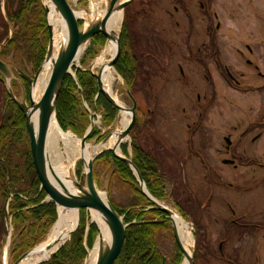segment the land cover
Here are the masks:
<instances>
[{
    "label": "rangeland",
    "instance_id": "rangeland-1",
    "mask_svg": "<svg viewBox=\"0 0 264 264\" xmlns=\"http://www.w3.org/2000/svg\"><path fill=\"white\" fill-rule=\"evenodd\" d=\"M91 1L70 0V3L74 9L80 10L88 9ZM94 1L102 7L108 4V0ZM205 1L130 2H133V11H139L135 23L132 20V26L135 34L140 37L142 52L148 54L146 67L149 69L147 75L143 74V84L135 88L138 101L136 112L142 122L133 134L148 148L154 147L152 152L162 160L163 171L169 178L167 190L171 192L174 189L184 211L188 213L184 219L189 222L196 240L194 264H264V172L255 164L235 169L222 163L224 155L216 152L217 148L225 149L224 138L229 133H232V140L237 137L234 147L242 151L247 145L244 138H239L244 125L254 119L260 104L264 108V0H208L204 9L201 3ZM125 8L122 9V25ZM210 28L216 33L214 40L211 39ZM121 30L122 26L120 33ZM98 40L91 39L76 62L82 68L91 67V62L105 46L107 37L104 44ZM90 45L94 54L86 52ZM217 58L222 67L227 65L232 74L242 81L241 87L224 81L221 69L218 71L215 64ZM15 67L19 68L17 65ZM27 71L34 75L31 65H28ZM116 73L114 92L120 101L132 107L133 99L128 85L117 70ZM15 78L13 75L12 79ZM12 79L11 87L4 85L13 91ZM17 80L16 97L22 100L25 87L19 78ZM146 117L151 121L147 127L142 125ZM120 121L119 110L115 122L105 126L102 134L106 131L111 133ZM99 124L97 118L95 126L99 127ZM125 141H132V130ZM99 142L96 139L87 140L91 146ZM256 144L248 146V149L256 151L259 149ZM254 151L245 156L255 157ZM211 168L219 173L217 179L212 176ZM84 169V161L79 158L76 162L78 181L79 171ZM98 176L99 190L105 192L109 200L114 198L116 202H121L126 190L118 176L104 165L98 166ZM47 199L50 200L48 196ZM165 202L181 214L174 201ZM194 204L198 208L193 207L190 213ZM85 213L89 227L92 223L91 212L87 210ZM196 221H200L204 228L203 232H198L202 243L197 242ZM230 221L238 225L232 226ZM8 224L11 234L22 235V229L18 230L11 222ZM227 225L230 235L223 243L230 260L223 261L215 252ZM53 226L39 243L47 238ZM99 234L100 229L93 247ZM167 237L165 242L170 244V236ZM198 246L200 250H197ZM194 248L193 244L192 251ZM186 260L183 253V261L179 264H185Z\"/></svg>",
    "mask_w": 264,
    "mask_h": 264
},
{
    "label": "trees",
    "instance_id": "trees-1",
    "mask_svg": "<svg viewBox=\"0 0 264 264\" xmlns=\"http://www.w3.org/2000/svg\"><path fill=\"white\" fill-rule=\"evenodd\" d=\"M212 1V0H211ZM126 15L121 30V54L115 69L123 77L136 98V90L141 86L143 74L149 73L147 55L142 52L140 37L133 30L139 11H133V2L126 6ZM80 25L83 21H79ZM0 58L19 62L27 68L31 65L34 72L41 67L48 48L49 29L48 15L42 0H0ZM135 28V27H134ZM99 39L105 43L103 34L96 35L92 40ZM86 52L94 54L90 45ZM12 58V59H11ZM85 60V59H83ZM83 62V61H82ZM76 77L67 74L61 86L56 102V117L64 131L72 130L76 135L84 136L90 121V110L101 111L102 123L108 127L117 119L119 108L104 93L99 92L95 75L87 69L74 68ZM137 99V98H136ZM87 104V107L85 105ZM10 111V131L5 140L0 141V183L7 187L4 200L9 199V215L18 229L23 228L21 235L24 250L35 247L46 236L58 219L57 204L47 199V192L41 185L30 147V138L25 125L22 111L13 103ZM141 118L137 115L132 129V142L121 145L122 152L132 158L139 170L148 191L158 200H172L183 217L184 211L174 189L167 190L169 180L160 157L153 153L154 147L148 148L140 138L133 134L140 125ZM151 121L147 117L142 125L147 127ZM109 131L102 134V129L95 126L89 139L103 140ZM157 140V139H156ZM159 145V140H157ZM131 148V152L129 151ZM110 168L114 175L122 181L126 190L124 199L111 203L126 223L122 251L114 264H163L164 257L168 264H179L183 261V251L176 243L173 235L171 218L168 213L154 208L153 202L141 190L140 183L130 166L124 159L116 156L111 149L103 150L95 160V180L99 183L98 166ZM82 170L79 171L81 174ZM193 207L198 205L194 204ZM5 209V206H3ZM86 208H82L81 220L77 229L49 260L39 264H82L88 251L93 247L99 227L92 222L87 223ZM230 225L236 223L230 221ZM198 241L203 232L200 221H196ZM170 236V244L166 243ZM201 238H200V237ZM201 240V241H200ZM202 243V242H201ZM199 246H198V249Z\"/></svg>",
    "mask_w": 264,
    "mask_h": 264
},
{
    "label": "water",
    "instance_id": "water-1",
    "mask_svg": "<svg viewBox=\"0 0 264 264\" xmlns=\"http://www.w3.org/2000/svg\"><path fill=\"white\" fill-rule=\"evenodd\" d=\"M132 0H125L121 2L120 0H108V8H107V13L104 17V19L101 22H97L93 25H91L87 29H83V25L81 26L79 21L83 20L82 18L78 17L76 15V12L74 8L71 6L68 0H53V2L56 5V8L58 11L62 14L64 17L66 24H67V30H68V39L65 47L60 50L58 53L55 62H54V67L52 70V73L50 75L48 84L46 86V89L44 91V94L42 96V99L40 102L36 103L31 101V106L33 107V111H35L37 108H40V124L39 128L37 131H35L29 115L26 113V102L25 104L22 103V100L26 96V92L24 91V98L22 100H19L13 93V91L7 87L8 92L10 94V97L19 105L21 110L23 111L25 117H26V127L29 133V138H30V147H31V152L33 156V161L38 173V176L41 180V185L45 189V191L48 194V198L55 201L57 204V211H58V219L56 220L55 224L59 220V206L65 207V208H77L81 210L82 208H86L87 210L90 209H95L99 210L102 212L105 217L108 219V224L109 228L111 231V236H112V242L110 245H107L105 247H100L99 249V254L96 260L95 264H114L117 258L119 257L124 240L126 237V229L130 225L129 223H126L124 220L123 215H120L118 211L115 209V207L112 205L110 200L108 199L107 196V201H105L101 195V192L97 186L96 180H95V160L97 156L105 149H111L114 154L125 161H127L130 166L132 167L139 183L141 186V190L145 195L149 197L151 202H153V207L161 209L163 212L168 213L169 217L171 218L172 222V228H173V234L176 239V243L179 245L181 250L183 251L185 257L187 259H190L189 264H194V257L196 253V240H194V251H192L191 256L188 255L185 252V249L183 247V244L181 243L180 237L178 230L175 226V223L173 221V216L171 214V211L169 208H167L163 203L160 202L157 198L153 197L150 192L147 189V186L135 166L132 158L127 157L121 153H119L115 148L113 147H107V148H101V150L96 153L89 161L88 163L84 161V166L85 169L81 172L80 174V181L77 180L76 186L79 189L78 193L70 191L66 185L64 184L63 180L59 177H55L57 179V183L59 184L60 187H58L56 184H54L50 178H49V157L47 153V148H46V142H47V133L49 129V125L51 122L52 116H56V102H57V97L59 95L61 86L64 82V79L67 74H72L74 77H76V73L73 72V67L80 68L79 65H77V57L83 48V46H87L89 41L91 39L99 34L102 33L107 37V33L104 30V26L106 24L107 19L111 15L112 11L114 8L118 9H124L127 4H129ZM45 11L48 15L49 9L46 7L44 4ZM48 29H49V43H48V48H47V53L45 56V59L41 65V67L38 69V71L35 73L36 75L39 73L41 70L44 62L46 59L50 56L53 55V29L52 25L50 24L48 20ZM121 33L119 32L118 40H117V51L114 55V58L112 59V64L113 66L117 62L120 54H121ZM13 69L19 73L23 78L27 79L31 83L33 82L35 77H30L27 73H25L23 70L12 66L9 64L8 61H4L3 59L0 58V73L4 76L2 80L5 82V84L8 83L9 79L13 76ZM84 69V68H82ZM87 70H90L96 77L97 83H98V88L99 92H102L106 95V97L119 109H121V105L119 102H117L109 92H107L102 85L101 81V75L100 73H97L92 70L91 67L87 68ZM9 86V84H7ZM131 98L133 99V106L130 107L132 111V118L130 122L128 123L127 127L124 130V136H129L130 131L134 126V123L136 121V107H137V101L134 98V96L130 93ZM86 107L87 104L85 103ZM90 125L87 128L84 136L79 138L81 140V144L85 146L87 144V139L89 138L94 126H95V113L90 114ZM61 127V126H60ZM62 128V127H61ZM110 135V134H109ZM109 135L104 138L102 141H100L96 146L100 145L104 141H106L109 138ZM228 140V138H226ZM8 202L6 203V206L8 207ZM6 217L8 223L10 222V217H9V211L6 209ZM80 222V215L78 218V222L76 227L71 231V234L77 229L78 225ZM91 222H95L97 225L98 223L92 218ZM54 224V225H55ZM99 227V225H98ZM100 229V227H99ZM69 236V237H70ZM66 242V241H65ZM64 242V243H65ZM62 243L57 249L53 250L47 257L40 259L37 261L35 264H39L43 261L49 260L54 256V254L57 252V250L64 244ZM39 245V244H38ZM37 246V245H36ZM35 246V247H36ZM27 251L24 253L14 264H18V262L25 257L29 252H31L33 249ZM95 247V246H94ZM93 247V248H94ZM86 258L84 259L82 264H86ZM167 263V259L164 257L163 264Z\"/></svg>",
    "mask_w": 264,
    "mask_h": 264
},
{
    "label": "bare ground",
    "instance_id": "bare-ground-1",
    "mask_svg": "<svg viewBox=\"0 0 264 264\" xmlns=\"http://www.w3.org/2000/svg\"><path fill=\"white\" fill-rule=\"evenodd\" d=\"M44 1L46 7L49 9L48 20L53 29V55L46 59L41 70L31 83L29 93L26 94L25 98L22 100V103L25 104L26 102V113L29 115L30 121L35 131H37L39 128L41 111L40 108H37L35 111H33V107L31 106L30 102L33 101L38 103L42 99L54 67L55 59L60 50L65 47L68 39L67 24L64 17L56 8L53 0ZM68 1L70 3V0ZM120 1L123 2L125 0ZM107 8L108 4L107 6L102 7L99 2L92 0L88 9L74 10L76 15L84 20L83 29H87L91 25L101 22L104 19L107 13ZM123 16L124 11L122 9H118L117 7L113 9L104 26V30L107 33V41L105 46L102 48L99 55L91 62V68L93 71L95 70V72L100 73L101 75L103 88L109 92V94H111V96L121 105V109H119L121 114L120 124H118L116 128L110 133L109 138L98 146H91L89 144L83 146L81 144V140L72 131H64L60 127L57 117L54 115L52 116L49 125L46 142V148L49 157V178L58 187L60 186L57 183V179L55 177L61 178L66 187L75 193L79 192V189L76 186V182L78 180L76 176L77 160L82 158L86 163H88V161L96 153H98L101 148L107 147H113L122 154L121 144L129 137L124 136V130L132 118V111L128 105L119 100L113 89V85L117 80V73L115 67L112 64V59L114 58V55L117 51V40L122 26ZM86 47L87 46H83L81 49L77 57V61H79V58ZM8 62L9 64L14 65L11 60ZM79 67L82 68L80 65ZM74 68L76 67H73V69ZM10 80L11 79H9L7 83L9 84V87H11ZM100 192L103 199L107 201L106 193L102 191ZM165 201L166 200H160L163 205L170 209L185 252L191 256L194 237L193 233L191 232L189 222H186L184 217L176 212L170 203ZM90 212L92 218L98 223L100 227V234L95 247L89 252L86 264H95L100 247L110 245L112 242V236L108 219L105 217V215L99 210L95 209H90ZM80 213V210L77 208H65L59 206V220L53 226L47 238L39 243V245L37 244L35 249L23 257L18 262V264H35L40 259L47 257L53 250L57 249L69 238L71 231L77 225ZM189 262L190 259H187L185 264H189Z\"/></svg>",
    "mask_w": 264,
    "mask_h": 264
},
{
    "label": "flooded vegetation",
    "instance_id": "flooded-vegetation-1",
    "mask_svg": "<svg viewBox=\"0 0 264 264\" xmlns=\"http://www.w3.org/2000/svg\"><path fill=\"white\" fill-rule=\"evenodd\" d=\"M206 1H208V0H206ZM206 1L201 3V7L204 9H206V7H207ZM217 28H219V24H217ZM209 31L211 33V39L214 40L216 38V33H214L212 28H210ZM99 34H102V33H99ZM247 62L249 63V60ZM219 63H220V61L217 58L215 64H216L218 71H220V69H221L220 74L222 75L224 81L226 83H228L229 85L241 87L242 81L232 74L230 68L227 65H224V67H222V65ZM16 65L19 67V69L23 70L25 73L28 72L27 68L22 66L21 63L16 62ZM114 67H115V65H114ZM181 73H183L182 67H181ZM13 75L16 77L15 79H12L13 76L11 77L13 91H14V89L16 90V92L14 91L15 92L14 95L18 97V91L16 88L18 86V80H17L18 78H19V81H21L22 84L24 85L26 94H28L29 90H30L31 82L28 81L27 79L23 78L14 69H13ZM28 75L30 77H35V73H34V75H30V74H28ZM2 78H4V76L0 73V141L7 139L9 136L10 111H11V107H14L13 103H15L17 105V107H19V105L10 97L8 89L5 87V85H4L5 82L2 80ZM258 87H262V86H258ZM249 88L251 89V86H249ZM249 88H247V89H249ZM128 89L130 91L129 87H128ZM214 90L216 91V85L214 86ZM134 98H135V96H134ZM136 101H137V99H136ZM261 105L262 104H260V107L257 110V113H255L256 116L254 117V119L249 120L247 122V124L244 125V128L242 129V131L239 135V138L240 139L244 138L245 142L247 143L246 147L242 151H239L238 149H236V147H234V145L236 144V141H237V137L234 140H232V137H231L232 133H229L228 136H225V138H224L225 142H226V145L224 146L225 149H223V148L222 149L221 148L216 149L217 154H222V156L224 155L221 158L222 163L227 164V165H231L235 169L238 168L239 166L244 167V166H250L251 164H255L256 166H258L259 170H262L264 172V145H262V139L264 140V108H262ZM137 107H138V101H137ZM137 107H136V110H137ZM19 109L21 110L20 107H19ZM22 113H23V111H22ZM92 113H95L96 119L97 118L99 119L100 124L98 126H99V128H101L103 130L104 129V125L102 123L103 113L101 111H95ZM23 116L25 118V125H26V117H25L24 113H23ZM98 116H100V117H98ZM136 118H137V112H136ZM237 128L238 127H236L234 130H236ZM109 133H110V131H109ZM226 138H228V140ZM126 142H128V141H125L123 143H126ZM131 142H128V143L130 144ZM254 144L258 145L259 149H257L256 151L248 149V146H253ZM250 151L256 152V154H254L255 157H250V156L246 157L245 156V155L248 156L249 155L248 153ZM130 152H131V150H130ZM0 170H1V167H0ZM212 170L213 169L211 168L212 176L214 175V177H216L215 179H217L219 173L217 172L216 169H214L213 171ZM6 190H7V187L4 186L3 183H0V264H14L28 250L27 251L24 250L23 246L21 245L22 244L21 235L17 234L15 236V234L13 235L10 232L9 224H8L7 217H6V209L8 210L6 203H7V201L10 200V198L7 200L6 199L4 200V193L6 192ZM3 206H5V209H3ZM8 206H9V202H8ZM9 217H10V215H9ZM10 222L12 223V225H14L12 222V217H10ZM236 224H237V222H236ZM239 226H241V225L239 224ZM249 227H250V225H248L247 228H249ZM13 229L15 230V228H13ZM20 229H22V231L24 230L23 228H20ZM20 229H18V230H20ZM228 229H229V226L227 225L226 231L223 234V239L220 240L221 242L218 245V250L215 252L218 255V258H221L223 261H226V260L229 261L230 260L228 252L225 250L224 243H223V241L225 239H227V236L230 235V230H228ZM19 239H20V241H19ZM231 262L233 263V261H231ZM234 264H238V263H234Z\"/></svg>",
    "mask_w": 264,
    "mask_h": 264
},
{
    "label": "built area",
    "instance_id": "built-area-1",
    "mask_svg": "<svg viewBox=\"0 0 264 264\" xmlns=\"http://www.w3.org/2000/svg\"><path fill=\"white\" fill-rule=\"evenodd\" d=\"M98 117H100V116H98Z\"/></svg>",
    "mask_w": 264,
    "mask_h": 264
}]
</instances>
